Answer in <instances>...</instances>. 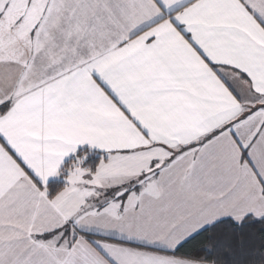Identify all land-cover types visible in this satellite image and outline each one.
Listing matches in <instances>:
<instances>
[{
	"label": "snow or ice",
	"instance_id": "obj_1",
	"mask_svg": "<svg viewBox=\"0 0 264 264\" xmlns=\"http://www.w3.org/2000/svg\"><path fill=\"white\" fill-rule=\"evenodd\" d=\"M0 264H264V0H0Z\"/></svg>",
	"mask_w": 264,
	"mask_h": 264
}]
</instances>
